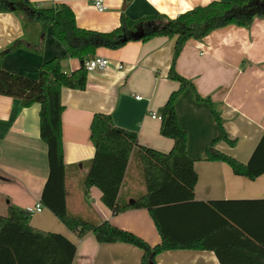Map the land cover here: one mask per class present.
Returning a JSON list of instances; mask_svg holds the SVG:
<instances>
[{
  "label": "crops",
  "instance_id": "0c3cea01",
  "mask_svg": "<svg viewBox=\"0 0 264 264\" xmlns=\"http://www.w3.org/2000/svg\"><path fill=\"white\" fill-rule=\"evenodd\" d=\"M91 1L28 0L36 8L65 4L72 10L78 28L102 34L117 29L122 15L131 21L155 14L175 19L193 8L227 0H104L106 10L102 13L93 8ZM23 35L15 14H0V52ZM175 40L161 37L127 42L117 50L100 48L96 57L108 60L107 68L87 73L83 91L63 88L60 93L67 211L92 224L108 222L151 247L159 245L161 238L146 210L114 215L101 203L96 188H90L88 197L84 196L83 181L94 156L90 123L95 114L109 115L116 127L135 133L141 147L164 154L171 151L172 140L161 136V122L152 119L151 114L160 116L170 94L179 88L177 82L167 77ZM63 52V46L49 28L42 54L16 50L2 58L1 68L35 79L42 65ZM119 64L122 69H118ZM78 68L77 60L62 63L65 73ZM175 71L193 85L201 98L209 99L212 108L196 102L191 90H186L175 105L177 122L187 136V156L193 161L197 176L193 190L197 205L179 213L171 224L172 230L186 241L208 236L207 240L222 253L225 262H240L242 258L235 251L246 252L255 247L249 244L237 250L234 235L229 231L216 232L214 223L221 222L202 204L239 202L225 205L222 210L234 212L236 219L250 230L264 234V208L258 203L264 200V174L249 180L234 175L225 163L201 158L202 151L220 135L211 109L221 119L228 139L235 141L233 147L225 142L216 143L214 150L221 154L246 164L264 135V17L255 19L248 29L228 26L200 41L188 40ZM135 96L141 99L135 100ZM39 109L38 104L22 108L18 100L0 96V216H6L9 206L25 212L40 203L48 178V162L46 146L39 136ZM144 192L142 167L134 153L124 175L119 204L131 203ZM28 216L32 228L60 234L75 245L72 264H141L142 252L136 247L100 244L92 234L79 240L45 207ZM261 258L264 262V256ZM155 264H220V261L213 249H183L157 255Z\"/></svg>",
  "mask_w": 264,
  "mask_h": 264
},
{
  "label": "trees",
  "instance_id": "16d2710c",
  "mask_svg": "<svg viewBox=\"0 0 264 264\" xmlns=\"http://www.w3.org/2000/svg\"><path fill=\"white\" fill-rule=\"evenodd\" d=\"M12 13L19 19L24 35L0 52V96L16 99L22 108L38 104L39 136L47 149L48 178L43 188L40 204L47 208L65 228L79 240L92 234L100 244H128L141 250V264H155V257L172 250L213 249L220 264H264V234L256 233L238 221L234 212L223 211L230 203L209 202L202 204L210 209L221 224L214 223L216 232L229 231L234 235L236 249L253 245L246 252L235 251L242 260L225 262L222 253L210 244L208 236L186 241L171 224L177 215L191 205L197 176L193 161L187 156V136L177 122L175 105L178 98L191 90L196 102L212 108L209 99L201 98L193 85L175 71L176 61L188 40L200 41L210 33L228 27L248 29L257 18L264 17V0L214 1L203 7H196L175 19L155 14L136 21L120 18V25L111 33H97L76 26L75 17L65 4H55L49 8H36L29 2L0 0V14ZM144 36L137 40L145 42L153 38H176L168 79L179 84L160 110V134L172 140L173 147L167 154L141 147L135 133L116 127L109 115L95 114L90 123V140L94 156L83 181L84 196L94 187L99 190L101 203L112 214L133 210H146L161 238L155 247L149 246L136 235L118 229L108 222L92 224L69 214L66 207L65 165L63 163L62 122L63 106L60 93L63 88L83 91L86 87V61L96 57L100 48L117 50L127 42L138 28ZM51 29L54 39L64 52L42 65L35 79L16 75L1 68V60L16 50H24L40 55L43 51L45 34ZM127 38L125 44L120 41ZM77 60L79 68L71 73L62 70V63ZM212 118L220 129L219 137L202 151V160L222 162L239 177L255 180L264 174V135L246 164L214 150L218 142L230 147L235 141L228 139L222 121L211 109ZM136 153L143 171L145 192L131 203L119 204L118 196L131 156ZM250 203V202H240ZM254 203V202H251ZM264 208V200L258 201ZM76 247L60 234L32 228L29 216L9 206L6 216H0V264H72ZM252 254V255H249ZM246 260V261H244Z\"/></svg>",
  "mask_w": 264,
  "mask_h": 264
},
{
  "label": "built area",
  "instance_id": "2783aa9c",
  "mask_svg": "<svg viewBox=\"0 0 264 264\" xmlns=\"http://www.w3.org/2000/svg\"><path fill=\"white\" fill-rule=\"evenodd\" d=\"M93 8L98 12L102 13L106 10V6L104 5V0H92L91 1ZM108 60L95 57L93 59H90L85 62L84 69L86 73L94 72V71H104L108 66ZM118 69H122V65H118ZM135 100H140L141 98L138 96L134 97ZM152 119H156L160 121V116H157L155 114H151ZM43 210V206L38 203L32 208H27L25 210V213L27 215L37 214L40 213Z\"/></svg>",
  "mask_w": 264,
  "mask_h": 264
},
{
  "label": "water",
  "instance_id": "95a60500",
  "mask_svg": "<svg viewBox=\"0 0 264 264\" xmlns=\"http://www.w3.org/2000/svg\"><path fill=\"white\" fill-rule=\"evenodd\" d=\"M24 3L28 2V0H22ZM144 36V32L143 29L140 27L138 28L133 34L130 35V37L128 39H132V40H139ZM127 38H123L120 43L121 44H125L128 41Z\"/></svg>",
  "mask_w": 264,
  "mask_h": 264
}]
</instances>
